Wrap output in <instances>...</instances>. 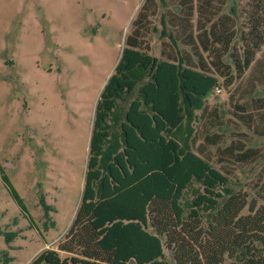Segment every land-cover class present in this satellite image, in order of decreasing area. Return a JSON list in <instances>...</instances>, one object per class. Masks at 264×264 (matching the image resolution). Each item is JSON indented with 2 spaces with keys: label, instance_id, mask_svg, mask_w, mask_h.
<instances>
[{
  "label": "trees",
  "instance_id": "trees-1",
  "mask_svg": "<svg viewBox=\"0 0 264 264\" xmlns=\"http://www.w3.org/2000/svg\"><path fill=\"white\" fill-rule=\"evenodd\" d=\"M153 3L143 0L95 101L71 221L54 250L40 251L27 264H264V203L233 189L214 159L198 146L192 149L196 113L219 85L201 51L228 45L235 19L222 14V0L205 12L193 0H169L176 7L166 14L171 41L181 48L160 49L165 58L159 60L149 55L141 32ZM194 9V22L203 19L197 31L190 19ZM246 17L249 26L233 48L235 75L264 47L258 16ZM132 95L122 108L120 102ZM217 139L205 134L203 143L215 145ZM232 149L220 151L236 163L248 157ZM12 237L4 233L6 243Z\"/></svg>",
  "mask_w": 264,
  "mask_h": 264
},
{
  "label": "rangeland",
  "instance_id": "rangeland-1",
  "mask_svg": "<svg viewBox=\"0 0 264 264\" xmlns=\"http://www.w3.org/2000/svg\"><path fill=\"white\" fill-rule=\"evenodd\" d=\"M219 1L192 4L205 12ZM260 2L222 0V14L235 19L234 37L222 50L209 45V52L201 51L207 70L218 74L219 85L204 110L196 113L192 149L198 146L214 159V167L226 171L233 189L264 203V47L237 77L231 66L240 32L249 26L247 13L258 16L256 25L264 32ZM142 3L0 0V264H27L40 251L54 250L67 229L82 187L93 107ZM149 9L141 29L143 42L149 55L162 60L160 49L181 48L171 41L174 34L166 20L167 10L176 7L169 0H154ZM196 12L190 19L197 31L203 19L195 23ZM205 134L218 135L215 145L203 143ZM225 147L245 151L248 157L236 163L221 153ZM4 233L13 236L8 243Z\"/></svg>",
  "mask_w": 264,
  "mask_h": 264
}]
</instances>
